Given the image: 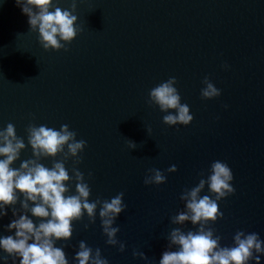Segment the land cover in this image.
Listing matches in <instances>:
<instances>
[{
  "label": "water",
  "instance_id": "obj_1",
  "mask_svg": "<svg viewBox=\"0 0 264 264\" xmlns=\"http://www.w3.org/2000/svg\"><path fill=\"white\" fill-rule=\"evenodd\" d=\"M70 5L61 0L58 6ZM75 15L81 31L68 51H45L16 0H0V129L14 124L27 146L29 123L57 130L68 124L87 142L78 167L90 200L124 193L127 209L114 226L125 252L106 244L97 209L87 230L86 214L73 222L64 248L69 264H76L81 240L99 248L109 264H159L168 233L179 227L171 218L184 210L181 193L199 183L200 173L206 179L216 160L231 168L235 189L219 202L224 219L211 225L221 247L233 246L241 230L264 240V0H77ZM206 76L220 97L201 98ZM170 77L194 117L188 126L163 124L166 113L148 104L150 90ZM129 140L136 149L130 150ZM30 158L27 146L21 160ZM41 162L52 166L50 159ZM173 164L178 171L168 173ZM72 167L66 162L70 175ZM152 168L165 173L166 183L145 186ZM5 210L0 236H14L6 231L12 208ZM197 228L187 223L182 230ZM133 251L149 260L134 258Z\"/></svg>",
  "mask_w": 264,
  "mask_h": 264
},
{
  "label": "clouds",
  "instance_id": "obj_2",
  "mask_svg": "<svg viewBox=\"0 0 264 264\" xmlns=\"http://www.w3.org/2000/svg\"><path fill=\"white\" fill-rule=\"evenodd\" d=\"M22 13L27 15L31 32H38L39 44L45 51H68L66 45L72 43L81 31L76 27L78 16L77 0H71L70 9L59 7L61 0H16ZM54 9V10H50ZM228 70L229 65H222ZM203 100H212L221 96V91L206 76L202 81ZM177 80L170 77L149 92L148 104L156 105L162 113L163 124L169 127L188 126L194 117L187 104L181 103V96L176 87ZM227 107V106H225ZM150 134V130H148ZM27 146L32 150V158L21 160V153L26 149L25 139L16 133L15 125L8 123L0 129V220L7 216L5 209L11 207L14 219L6 226V231L15 235L0 236V256L4 264L11 258L12 264H69L64 248L68 247L73 237V222L83 220L87 215L88 223L94 225L99 209V219L106 244L125 252V243L117 239L120 232L117 218L126 211L124 193L120 192L110 200L97 197L90 200L91 188L78 165L83 162L82 153L87 147L84 139H77V133L70 130L68 124H62L59 130L47 125L37 126L29 123L26 128ZM130 150L137 144L129 140ZM61 159H56L57 157ZM51 160L52 166L46 167L41 161ZM71 160V175L66 162ZM20 161L18 168L12 167ZM177 166L171 165L168 173L177 172ZM93 173H88V179ZM199 183L185 189L179 199L184 210L171 218L173 225L168 233V250L164 251L159 264H260L264 255V240L258 233L237 231L233 237L234 245L221 247V236L211 227L224 219L219 202L235 194L232 186L233 172L226 162L213 161L207 178L200 173ZM167 176L158 168L149 169L143 183L145 186L162 185ZM74 183L75 192L71 185ZM207 185L211 195H201ZM21 196L23 199L21 200ZM214 197V198H213ZM20 204V209L15 206ZM32 217L39 220L36 224ZM187 223L196 231L185 232ZM63 241L61 247L56 243ZM176 248L173 251L171 249ZM133 257L148 261L143 252L133 251ZM76 264H109L101 250H93L85 241H79L78 251L74 256Z\"/></svg>",
  "mask_w": 264,
  "mask_h": 264
}]
</instances>
